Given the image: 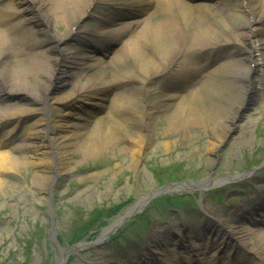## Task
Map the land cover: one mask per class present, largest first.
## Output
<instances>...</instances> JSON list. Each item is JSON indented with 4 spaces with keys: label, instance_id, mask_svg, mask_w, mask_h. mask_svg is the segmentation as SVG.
<instances>
[{
    "label": "bare ground",
    "instance_id": "1",
    "mask_svg": "<svg viewBox=\"0 0 264 264\" xmlns=\"http://www.w3.org/2000/svg\"><path fill=\"white\" fill-rule=\"evenodd\" d=\"M99 8L107 12L99 19V29H83L82 22ZM256 25L264 26V0H0V100L17 94L23 102L12 111L0 109V128L22 122L35 112L32 104L55 105L51 114H43L35 123L28 143L2 151L12 139L0 137V186L4 187V177L12 175L16 166L26 165L37 167L35 184L42 189L51 170L61 174L78 152L88 158L122 141L136 164L151 140L152 122L160 114L172 133L187 130L193 141L196 128L214 123L209 147L202 140L197 152L200 158L207 151L215 153L240 114L264 102V93H259L264 92V29L256 30ZM64 43L70 48L60 46ZM67 65L68 71L62 70ZM71 72L78 75L79 83L51 98L50 92L67 84L59 75L71 76ZM162 75L165 84L151 93L149 85ZM86 93L95 95V102L87 104L85 117H75L80 122H71L68 111ZM146 95L151 102L145 101ZM102 107L107 112L99 115ZM177 148L189 146L174 144ZM212 184L205 180L198 186ZM258 201V210L264 211V199ZM141 205L139 201L133 210ZM228 222V229H236L233 218ZM221 225L214 219L197 231L187 225L175 240L178 247L187 245L184 255L191 252L189 239L220 242L219 248L235 249L221 264H230L231 259L254 264L240 249L248 245L250 232L239 228L233 238L237 245H232ZM256 234L264 252V231ZM172 241L166 237L165 243L158 242L164 247L158 250L161 256ZM223 249L216 250L211 264H220ZM257 255L262 261L264 254ZM140 259L152 256L144 254Z\"/></svg>",
    "mask_w": 264,
    "mask_h": 264
},
{
    "label": "rangeland",
    "instance_id": "2",
    "mask_svg": "<svg viewBox=\"0 0 264 264\" xmlns=\"http://www.w3.org/2000/svg\"><path fill=\"white\" fill-rule=\"evenodd\" d=\"M98 11L107 13L102 8ZM92 14L82 22L83 29H99V16ZM54 29L52 33L57 35ZM254 29L261 31L263 27L256 25ZM60 46L70 48L67 43ZM164 75L149 85L151 93L165 84ZM59 77L67 84L50 92L51 98L64 95L79 83L78 75L72 72L71 76ZM4 82L13 83L9 79ZM91 95L86 93L68 111L71 122H80L75 117L86 116L90 109L87 104L95 102V95ZM147 95L145 101L151 102ZM22 103L17 94L4 95L0 109L12 111ZM52 106L32 104L34 113L20 123L12 121L0 128V137L12 139L2 151H13L15 146L28 143L27 137L37 128L35 123L42 120L43 114H51ZM100 109L99 115L107 112ZM207 123L195 129L197 138L193 141L187 130L172 133L165 116L160 114L152 122L148 131L151 140L138 163L133 164L131 154L125 152L124 141L88 158L78 152L68 159L61 174L51 170V178L42 189L35 184L37 167L16 166L12 175L4 177V187L0 186V264H206L215 260L220 242L189 239L191 252L184 255L187 245L178 247L175 239L181 238L185 226L197 231L210 219L222 224L232 245H237L233 238L239 228L249 231L248 245L240 249L254 264H264V258L261 261L257 255L264 254L263 241L256 234L264 231V224H252L254 218L264 221V214L237 210L244 202L255 208L258 200L264 199V102L240 114L216 152L207 151L200 158L197 149L202 140L209 147L213 139L215 124ZM174 144H187L189 148L174 150ZM205 180L214 184L198 186ZM182 185L186 188L177 190ZM139 201L141 207L133 210ZM227 217L234 219L236 229H228ZM108 227L111 228L105 234ZM166 237L173 241L161 256L158 250L164 247L158 242L165 243ZM222 249L223 246L217 251ZM223 251L220 264L235 249ZM144 254L152 259L139 261ZM238 262L231 259L230 264Z\"/></svg>",
    "mask_w": 264,
    "mask_h": 264
}]
</instances>
